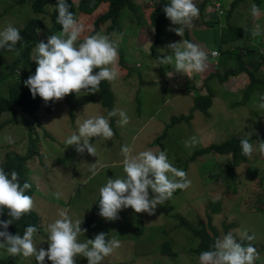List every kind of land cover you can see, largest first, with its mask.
<instances>
[{
    "label": "rangeland",
    "instance_id": "rangeland-1",
    "mask_svg": "<svg viewBox=\"0 0 264 264\" xmlns=\"http://www.w3.org/2000/svg\"><path fill=\"white\" fill-rule=\"evenodd\" d=\"M142 1L143 6L137 5L134 10L127 8L122 12L119 20L121 29L110 31L115 22L110 18L100 23L96 31V21L109 11L110 3L104 2L92 12H83L80 1L75 0L76 19L83 26L77 45L88 36L106 35L118 41L119 49L126 54L127 67L122 68L119 52L118 76L109 84L116 96L113 109L125 111L130 123L120 127L118 115L114 120L109 118L115 135L106 142L92 139L97 156L89 155L87 151L77 153L75 146H67L64 141L78 132L79 124L85 119L101 115L108 118V109L100 101L99 93L94 94L95 97L91 94L77 97L72 93L63 100L47 104L41 99L33 117L16 108L14 112L3 113L0 118V163L5 161L7 154L28 155L31 137L38 140L36 153L27 164L26 178V182L32 185L33 212L40 223L34 243L38 249L47 250V225L59 218V210L67 209L73 221H89L83 227L86 232L80 236L81 242L94 239L99 233H105L106 239L115 238L121 242V247L105 258L102 264H199L194 250L200 240L186 225L201 227L202 221L207 223L210 215L220 238L232 233L237 242H241L244 240L241 233L254 235L250 242L259 253L254 264H264V155L254 151L251 158L242 162L228 177L221 175V170L226 171L230 166L231 156L210 154L193 160L196 150L212 143L264 135V109L258 107L264 102L261 99L264 89L255 90L245 103H241L250 84L246 69L252 71L260 64L252 65V57L245 46L249 44L246 48L260 56L259 59L262 57L261 63L264 64L262 34L252 37L253 41L245 46L243 40L219 42L220 31L229 21L247 26V31L253 30L259 21L260 28H264V0H243L229 18L233 0H218L224 3V13L216 12L219 18L208 24L203 21L211 19L204 20L205 7L202 8V2L198 0L200 17L190 30L194 41L189 39L187 28L183 37L169 31L179 27L169 20L162 26V35L157 43H154L155 28L149 17L156 7L152 4L157 5L159 0ZM216 1L208 0V3L213 7ZM253 4L261 10L259 17L251 15ZM36 16L46 23L45 28L39 29L40 41L47 43L49 36L61 34L62 30H48L52 25L50 17L48 14H36L30 2L21 4L19 0H0V31L9 24L21 29ZM148 28L153 29L152 34ZM192 31L196 36H192ZM183 39L199 45L208 53V67L193 79L175 72L174 56L172 64L161 65L158 62V58L172 55L167 48L169 43L182 42ZM213 50H217L219 55L212 57ZM15 57L13 52L0 55V99L8 96L10 85L15 84L19 77L17 73H12L9 66ZM242 65L245 69L241 68ZM229 70L238 71V75L229 76L226 82H220L217 77L206 80L213 73L224 76ZM170 72L175 73L173 78L169 76ZM259 76L264 79L262 71ZM208 94H212L211 107L207 112L196 111L195 98ZM193 114L191 119H187ZM177 118L185 119L176 121ZM9 135L15 140L14 144L5 141L4 137ZM193 136L198 143L194 147H186L185 142ZM258 144L253 143L254 148ZM124 145L132 147L133 154L148 149L157 153L166 151L169 161L187 173L191 186L187 190H177L171 200L157 206L152 216L127 208L119 212V219L115 221H106L100 215L92 218L100 187L107 183V179L125 176L121 164V147ZM91 164H95L97 169L95 176L89 171ZM213 175H218V179H211ZM57 192L61 193L59 199L54 195ZM149 193L150 197L154 195L151 190ZM215 203L221 207L219 212L213 211ZM165 241L172 243L176 254L161 252ZM75 259L79 264H88L86 257ZM0 264L38 262L34 258L11 257L0 248ZM44 264L52 262L46 258Z\"/></svg>",
    "mask_w": 264,
    "mask_h": 264
},
{
    "label": "clouds",
    "instance_id": "clouds-1",
    "mask_svg": "<svg viewBox=\"0 0 264 264\" xmlns=\"http://www.w3.org/2000/svg\"><path fill=\"white\" fill-rule=\"evenodd\" d=\"M71 5L67 0H57L58 16L56 23L62 25L60 35H51L47 43L40 41L36 44L33 59L38 67L34 75H30L23 83L29 88L31 95H37L47 104L50 101L63 100L67 95L75 93L77 97L86 94H96L101 91L102 81L109 83L118 76L117 63L119 60L118 41L106 35H91L77 45L83 32V26L70 11ZM166 17L173 25L170 28L176 35L183 37L185 28H191L193 22L200 17V10L194 0H170L164 9ZM251 15L259 17V6H251ZM247 31V30H245ZM253 38L262 34L259 24L251 31ZM23 40L20 30L11 24L0 31V49L15 52L20 51L17 44ZM172 55L158 58L161 65L172 64L176 73L185 74L189 79L203 73L208 67V53L199 45L183 39L182 42H172L167 45ZM213 56L218 53H212ZM99 69V71H95ZM173 73L170 72L169 76ZM264 101V97L261 98ZM264 109V102L258 105ZM119 116L120 127L130 123V118L123 110L113 109L107 117L95 116L85 119L79 124L78 132L70 135L64 143L75 146L77 153L85 151L97 156V149L91 142L93 138L103 141L112 140L115 133L110 126L109 118ZM8 144L15 140L9 135L4 137ZM198 143L195 136L185 142L186 147H194ZM242 155L251 158L254 151L264 155V141L254 148L248 139L240 140ZM121 161L125 176L123 178L107 179V183L99 189V215L106 221L119 219V212L131 208L135 213L155 215L158 205H164L171 200L177 190H187L191 180L187 173L175 167L168 159L166 151L153 152L151 149L133 154V148L121 147ZM89 169L92 176L97 174L95 164ZM91 179V177H89ZM32 187L29 182L21 186L19 173L12 170L6 172L0 167V213L7 209L10 219L0 221V248L5 249L9 256L34 258L38 264H44L47 258L52 264H75L76 257H86L88 264H102L105 258L121 247L118 239H106L105 233H99L94 239L80 241L86 229L82 222L70 217L67 209L58 212V219L47 225L48 248H37L34 235L38 229L34 225L25 228L23 235H13L7 231L10 224L21 220L35 209L32 196L25 193ZM149 190L154 194L150 197ZM57 199L61 193L54 194ZM254 235L241 233V239L252 241ZM259 258L256 248L249 243L247 246L237 242L232 233L216 239L211 250L204 251L199 256V264H254Z\"/></svg>",
    "mask_w": 264,
    "mask_h": 264
},
{
    "label": "trees",
    "instance_id": "trees-1",
    "mask_svg": "<svg viewBox=\"0 0 264 264\" xmlns=\"http://www.w3.org/2000/svg\"><path fill=\"white\" fill-rule=\"evenodd\" d=\"M80 1V8L83 12H92L97 7H99L104 2L110 3V9L107 13L103 14L101 17H99L96 21V31L99 28V24L106 21L107 19L113 18L115 22L112 26H110L111 30H119L121 29L120 25V18L122 17V12L130 8L131 10H134L137 7V4L135 0H79ZM198 0H194V3L197 5ZM243 0H233L231 2V8L229 9L228 18L231 16V13L233 9ZM30 2L32 9L36 14H48V16L51 19V27L48 28V30H63L62 25L56 23V19L58 16V12L56 9L57 0H19V3H25ZM67 2L71 5L70 11L73 13L74 17L76 18V6H75V0H67ZM201 7L204 8L206 4L208 3V0H202L201 1ZM170 3V0H159L157 5H155V9L151 12V15L149 17L150 22L152 26L155 28V41L154 43H157L160 39V36L162 35V26H164V23L166 21H169V19L166 17V14L164 13L163 9L164 7ZM51 7V9H49ZM229 21V19H228ZM215 22V21H211ZM210 22V23H211ZM46 23L41 17H32L30 18L24 25L23 28L19 29L20 34L23 37V40L17 44L16 48L20 51V55L15 57V60L12 64H10V68L12 69V73H17L19 77L16 79L15 84H11L8 89V96L2 97L0 99V118L2 117V114L5 112H14L16 108H20L21 111L31 117L35 116L36 112L38 111L41 103V97L37 95L35 98L32 97L31 92L28 87L24 85V81L30 76L35 74V70L38 67L37 63L33 59V49L36 46L38 42H40L41 37L39 34L40 28H45ZM248 28L247 26H238L235 24H232L230 21L227 22L226 26L223 27V29L220 31V38L219 42L221 43H228V42H236L238 40H247L251 39V31L252 29H249V31H245ZM188 29V35H189V29ZM122 31V30H121ZM189 39L190 35H189ZM152 45L151 47H153ZM119 52L121 54V65L122 68H126V54L125 51H121L119 49ZM9 53L6 49H0V55ZM15 53V52H13ZM262 64L258 66V68L251 71V69H246L248 76L250 77V84L248 85L247 89L244 92V98L241 101V103H245L248 97L251 96V94L255 90L264 89V79L263 77L259 76ZM241 68L245 69V67L242 65ZM95 71H99V69H95ZM238 75V71L235 70H229L225 73L224 76H220L218 74H212L211 76L207 77L206 80H209L210 78L217 77L220 82H226L229 76H235ZM206 83V81H205ZM204 83V84H205ZM101 91L99 92L100 101L102 102L103 106L108 109V112L113 110V106H115L116 102V96L113 90H111L112 86H110L108 81H102L100 85ZM91 94V93H89ZM92 97H95L94 94H91ZM95 100V99H94ZM196 100V111H203L207 112L208 109L212 105V94L208 95H199L195 98ZM194 116L191 115L187 119H191ZM114 120V117H112ZM185 118H177L176 121H182ZM240 140L238 138H231L227 141H224L222 143H212L208 146L202 147L201 149H198L195 151V154L193 155V160L200 158L201 156H207L210 154H218L220 156H231V164L227 168L226 171L221 170V175L226 174V177H228L231 173L235 172V170L241 165L242 162L246 161L247 157L242 155V149L240 147ZM250 143H260L261 141H264V135H255L252 138H248ZM37 139H33L31 137L30 140V150L28 155H10L7 154L5 157V161L3 163H0V167H3L6 172H11L12 170H15L19 173V180L21 183V186L24 182H26V178L28 175V161L31 159L32 156L35 155L37 150ZM233 175V174H232ZM218 179V175H213L211 179ZM264 181V178L262 179V182ZM236 191V190H235ZM33 192V189H29L25 194L31 196ZM100 198V196H99ZM99 198L94 205L92 209V218L94 216L99 215ZM214 204V203H213ZM221 209L220 205L215 203V206L213 207L214 212H219ZM8 210H3L2 213H0V221H7L10 219V217L7 214ZM208 222L204 223L202 221L201 227H196L194 225L187 224L186 226L189 228V230L193 233L194 237L199 238L200 243L198 245V248L195 249L194 254H196L199 258L200 254L204 251H208L212 249V246L214 245L216 239L220 238L219 232L217 228L213 225L211 216L208 215ZM182 221L185 223L184 218L181 217ZM89 221L83 222L81 224V227L83 228L85 224H87ZM34 225L37 227V229L40 228V223L38 220V216L35 212H31L28 215H25L21 218L19 221H14L12 224L9 225L7 231L10 232L13 235L20 234L21 236L24 233V230L27 226ZM226 229H228V226L225 224ZM3 229L0 228V231ZM0 242H3L0 240ZM242 245L247 246L250 241L244 239L240 242ZM161 252L164 254H176V252L173 249V245L170 241H165L161 245ZM75 264H79V262L75 259Z\"/></svg>",
    "mask_w": 264,
    "mask_h": 264
},
{
    "label": "crops",
    "instance_id": "crops-1",
    "mask_svg": "<svg viewBox=\"0 0 264 264\" xmlns=\"http://www.w3.org/2000/svg\"><path fill=\"white\" fill-rule=\"evenodd\" d=\"M141 3L139 4V3H137V1H136V3H137V5H139V6H143V4H144V2L142 1V0H139ZM202 0H200V2H201ZM213 1H216V0H213ZM217 2H219L221 5H222V8H223V13H224V10H225V8H224V3L223 2H221V1H216L215 3H214V6L212 7L209 3H207V5L205 6V10H204V20H207L208 18H210L211 20L208 22V21H203V23H210L211 21H216L218 18H219V16L217 15V11L215 10V5H216V3ZM197 3H198V1H197ZM153 6H155L154 4H152ZM149 7H151V6H149ZM193 23H195V22H193ZM256 24H259L260 25V21L258 22V23H256ZM235 25H237V24H235ZM192 28V27H191ZM191 28L189 29V31L191 30ZM148 30H149V33H151L152 34V28H148ZM261 31H262V39L264 40V28H262L261 29ZM189 35H190V38H191V33L189 32ZM192 36H196V33L195 32H193L192 31ZM193 38H191V40H192ZM193 41H194V39H193ZM243 41H245V40H243ZM253 41V38L251 37V39L250 40H247L245 43H243L244 44V46L247 44V43H250V42H252ZM249 46V44L247 45V46H245V50L246 51H248L249 53V55H250V57H252V60H253V62H252V65H254V64H256V63H258V62H260V64H262V67H261V69H262V72L264 73V64L263 63H261L262 62V57H261V59H259V57L260 56H258V55H254L253 53H251L250 52V50L248 49V48H246V47H248ZM262 50V49H261ZM259 60V61H258ZM259 64V65H260ZM256 68H258V67H255V69ZM175 73L173 72V75H174ZM177 74H179V73H177ZM173 75H172V78H173Z\"/></svg>",
    "mask_w": 264,
    "mask_h": 264
},
{
    "label": "built area",
    "instance_id": "built-area-1",
    "mask_svg": "<svg viewBox=\"0 0 264 264\" xmlns=\"http://www.w3.org/2000/svg\"><path fill=\"white\" fill-rule=\"evenodd\" d=\"M215 10H216L218 13H221V14H222V13H223L222 5H221V4H216V5H215ZM261 51H263V50H261ZM212 53H218L217 50H213V51L211 52V56H212V57H216V56L219 55V53H218V55L213 56Z\"/></svg>",
    "mask_w": 264,
    "mask_h": 264
}]
</instances>
